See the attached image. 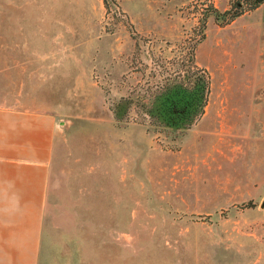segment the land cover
I'll list each match as a JSON object with an SVG mask.
<instances>
[{
    "label": "rangeland",
    "instance_id": "374dc122",
    "mask_svg": "<svg viewBox=\"0 0 264 264\" xmlns=\"http://www.w3.org/2000/svg\"><path fill=\"white\" fill-rule=\"evenodd\" d=\"M237 1L0 0V106L60 123L45 234L78 264H264V1ZM181 57L211 78L189 128L116 118Z\"/></svg>",
    "mask_w": 264,
    "mask_h": 264
},
{
    "label": "crops",
    "instance_id": "0c3cea01",
    "mask_svg": "<svg viewBox=\"0 0 264 264\" xmlns=\"http://www.w3.org/2000/svg\"><path fill=\"white\" fill-rule=\"evenodd\" d=\"M61 126L54 113L0 106V264H78L48 242L49 171Z\"/></svg>",
    "mask_w": 264,
    "mask_h": 264
},
{
    "label": "trees",
    "instance_id": "16d2710c",
    "mask_svg": "<svg viewBox=\"0 0 264 264\" xmlns=\"http://www.w3.org/2000/svg\"><path fill=\"white\" fill-rule=\"evenodd\" d=\"M108 3V0H105ZM264 0H256L262 2ZM243 4L244 0H238ZM211 78L208 70L193 58L181 57L161 80L154 81L145 93L122 96L115 101L118 120L128 115L133 104H142L156 127L181 132L204 113L208 103Z\"/></svg>",
    "mask_w": 264,
    "mask_h": 264
}]
</instances>
